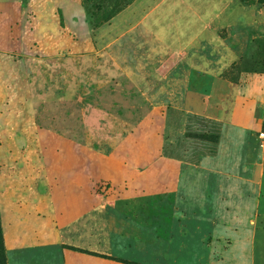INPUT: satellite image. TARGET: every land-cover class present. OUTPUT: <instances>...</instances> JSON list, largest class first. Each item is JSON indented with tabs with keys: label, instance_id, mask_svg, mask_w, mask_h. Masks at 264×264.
Here are the masks:
<instances>
[{
	"label": "rangeland",
	"instance_id": "obj_1",
	"mask_svg": "<svg viewBox=\"0 0 264 264\" xmlns=\"http://www.w3.org/2000/svg\"><path fill=\"white\" fill-rule=\"evenodd\" d=\"M178 1L0 0L6 264H264L256 191L226 174L264 175V96L249 116V155L235 162L218 119L152 87L177 64L156 47L188 37L193 14H178ZM214 1L226 8L203 45L236 53L218 55L213 74L190 72L200 93L214 74L230 87L264 74V0Z\"/></svg>",
	"mask_w": 264,
	"mask_h": 264
},
{
	"label": "crops",
	"instance_id": "obj_2",
	"mask_svg": "<svg viewBox=\"0 0 264 264\" xmlns=\"http://www.w3.org/2000/svg\"><path fill=\"white\" fill-rule=\"evenodd\" d=\"M212 1V3L208 2L206 4L201 0H189L188 2H191V6L189 3H185L184 0L178 1V14H181L182 10L184 14L190 11L193 14L191 20H188V37L182 40L177 36L176 40H170L168 44L165 43V48L162 47V44H160L162 46H157L156 49L154 47L157 53L162 52V55L177 57V64L175 67L161 74L160 79L155 81L152 87H158L160 93L165 95L166 98L170 97L172 101L175 100L174 98L176 97L177 99L176 102L174 101V104L176 103L181 107L203 114L207 117L218 119L225 127L224 135L221 138L224 151L232 157L235 162H240L249 155V142L247 137L250 121L249 116L251 118L254 108L258 107V103L262 101L264 96V74L257 72L248 73L242 76L243 80L240 85L237 84L233 87L224 83L221 78L216 77L214 74L210 90L207 93H200L189 88L190 72L205 71L213 74V70L210 67L216 61L218 55L219 58L221 57L222 61H225L233 58L236 53L233 52L232 49H226L221 50L220 54H218L214 44L208 43L206 47L203 45L204 41L200 37L201 32L210 34V30L214 28L211 24L217 22L216 16L225 12L226 8L224 2L218 3L217 1ZM167 4L169 5V3ZM172 5L173 3L169 6ZM201 13L205 14L203 18H201ZM145 19L149 21L148 16H146ZM165 35L167 38H170L167 34ZM152 44L153 42H151L150 47H152ZM202 47L206 49L203 48V50ZM153 51V48H151L144 52V57L148 60H151V58L153 59ZM172 71H174V74L171 75ZM179 96H181V99ZM254 96L258 97L257 103ZM238 114H241V118L239 119H237ZM226 174L232 175L233 178L230 179L232 186H241L249 193L250 191H256V197L253 194V196L250 195V193L248 198L249 196H252V199H254V197L256 198L257 208L260 209L262 217H264V175L255 182L254 177L257 173L252 169L243 171L241 168H232L227 171ZM244 174L248 175L250 178L248 177L249 179L239 182L235 181L234 176ZM13 182L14 179L9 177L1 181V190H5L2 192V199L5 196V192L13 187ZM179 199H184V195H179ZM258 215H260V213L256 216ZM1 223L4 238H7L5 242H7L9 237L3 231L2 220ZM9 244H11L10 240ZM9 244L6 245L9 246Z\"/></svg>",
	"mask_w": 264,
	"mask_h": 264
},
{
	"label": "trees",
	"instance_id": "obj_3",
	"mask_svg": "<svg viewBox=\"0 0 264 264\" xmlns=\"http://www.w3.org/2000/svg\"><path fill=\"white\" fill-rule=\"evenodd\" d=\"M0 264H6V259L2 246V236H1V228H0Z\"/></svg>",
	"mask_w": 264,
	"mask_h": 264
},
{
	"label": "built area",
	"instance_id": "obj_4",
	"mask_svg": "<svg viewBox=\"0 0 264 264\" xmlns=\"http://www.w3.org/2000/svg\"><path fill=\"white\" fill-rule=\"evenodd\" d=\"M260 135H263V132H260Z\"/></svg>",
	"mask_w": 264,
	"mask_h": 264
}]
</instances>
